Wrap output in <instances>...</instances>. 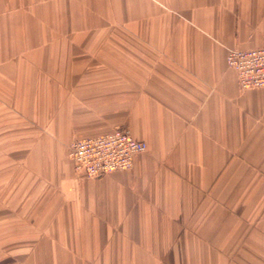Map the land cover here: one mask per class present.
I'll use <instances>...</instances> for the list:
<instances>
[{
  "label": "crops",
  "instance_id": "1",
  "mask_svg": "<svg viewBox=\"0 0 264 264\" xmlns=\"http://www.w3.org/2000/svg\"><path fill=\"white\" fill-rule=\"evenodd\" d=\"M261 46L264 0H0V264H264V88L226 64ZM116 128L147 152L77 177Z\"/></svg>",
  "mask_w": 264,
  "mask_h": 264
},
{
  "label": "built area",
  "instance_id": "2",
  "mask_svg": "<svg viewBox=\"0 0 264 264\" xmlns=\"http://www.w3.org/2000/svg\"><path fill=\"white\" fill-rule=\"evenodd\" d=\"M226 64L236 74L240 90L264 88V46L229 50ZM147 149L146 142L134 139L126 128H116L101 136L74 140L69 157L77 177L98 179L132 170L135 158Z\"/></svg>",
  "mask_w": 264,
  "mask_h": 264
},
{
  "label": "rangeland",
  "instance_id": "3",
  "mask_svg": "<svg viewBox=\"0 0 264 264\" xmlns=\"http://www.w3.org/2000/svg\"><path fill=\"white\" fill-rule=\"evenodd\" d=\"M228 68V67H227ZM229 69V68H228ZM3 118V117H2ZM4 119V118H3ZM13 219H12V212H9V211H2L1 209H0V226L1 225H5V223L6 222H10V221H12ZM1 228V227H0ZM2 233H15V232H6L5 230H4V227L2 228V230L0 229V234H2ZM165 261H167V260H165Z\"/></svg>",
  "mask_w": 264,
  "mask_h": 264
}]
</instances>
